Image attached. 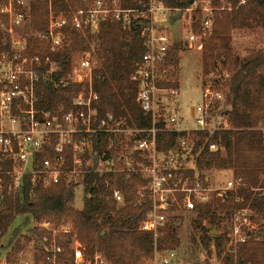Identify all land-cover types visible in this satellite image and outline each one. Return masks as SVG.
<instances>
[{
    "label": "built area",
    "instance_id": "1",
    "mask_svg": "<svg viewBox=\"0 0 264 264\" xmlns=\"http://www.w3.org/2000/svg\"><path fill=\"white\" fill-rule=\"evenodd\" d=\"M35 1L48 2L49 24L45 31L29 33L25 27L31 22L32 0H0V25L6 35L5 48L0 50V211L7 207V196L27 188L30 197L35 198L39 189L60 183L76 192L81 190L84 199L86 179L92 175L104 179L101 184L92 183L88 196L98 193L123 206L124 194L116 179L122 176L130 180L137 175L145 181L138 191L140 200L147 197L151 204L139 229L153 234L155 239L154 254L146 263L172 264L176 251L157 249V239L169 222V214L175 209L195 211L198 205L210 204L214 199L227 203L231 192L242 185L233 176L220 187H212L206 178L202 180L199 176L192 180L182 171L193 168L181 166L173 149L159 148L161 136L173 133L178 148L192 152L197 133H213L222 127L214 125L213 113L216 102L223 107L224 95L208 89L203 102L192 108L195 127L183 128L179 114L172 107L179 88L166 86L176 82L174 66L168 63L174 41L160 28L172 11L191 14L198 10L202 16V33L198 35L192 30L185 46L201 50L203 37L210 33L213 24L212 0H192V6L184 10L167 6L165 0H131L129 7H124V0H82L83 8L69 6L65 11L52 9V0ZM111 22H121L124 30H130L133 25L142 27L145 53L131 80L137 84V104L151 118L149 127L132 124L130 117L98 114L99 94L94 89V76L100 59L96 38L102 25ZM68 27L92 40L91 47L81 52L70 71L53 57L67 48L65 29ZM30 39L43 44V54H28ZM47 82L54 89L66 88L73 82L81 85L70 109L40 107ZM224 121L226 128L228 124ZM209 149L216 151L218 145L212 143ZM241 200L238 196L234 199ZM261 222L250 208L231 210V226L223 236L227 251L235 253L239 244L258 240ZM34 226L49 235L39 244L45 252L39 264H111L102 253H88L72 235L71 225L45 221ZM62 236H69V262L61 260L64 247L58 241ZM35 252L34 246L31 264H36Z\"/></svg>",
    "mask_w": 264,
    "mask_h": 264
},
{
    "label": "trees",
    "instance_id": "2",
    "mask_svg": "<svg viewBox=\"0 0 264 264\" xmlns=\"http://www.w3.org/2000/svg\"><path fill=\"white\" fill-rule=\"evenodd\" d=\"M241 1L212 0L213 24L210 33L202 40V74L205 77L218 74L222 79L219 82L222 89L219 91L224 95V110L219 114L223 115L228 126L213 133H197L192 149L196 157L195 167L182 173L192 180L195 176L203 180L205 172L223 170L230 171L235 179L241 180L242 185L236 192H231L227 203L214 199L210 204L198 205L197 209L209 212L250 208L263 222L260 238L239 244L235 253L226 251L225 239L220 236H205L202 245L208 249V254H211L209 249L212 245L219 256L225 253L223 264H264V49L253 48L241 56L232 46L234 31L254 32L257 28L264 29V0ZM164 3L181 10L192 6V0H165ZM123 5L129 7L132 2L124 0ZM51 6L56 11H65L69 6L79 9L85 4L82 0H52ZM49 10L47 1L32 0L31 22L25 31H45L49 24ZM193 20L194 32L202 33V16L198 10ZM141 29L140 25H133L130 30H124L121 22L102 25L96 38L100 63L95 70L94 89L99 94V115L114 113L130 117V122L136 126L149 127L151 118L145 116L137 104V84L131 80L137 63L145 53ZM65 32L68 46L53 57L60 61L66 71H70L81 52L91 47L92 40L91 37L85 39L69 27ZM5 38L0 25V50L5 48ZM28 43V54L44 53V46L38 40L30 39ZM180 51L175 45L168 52V63L175 69L173 75H176L180 65ZM44 86L46 95L40 107L51 110L61 106L65 110L70 109L81 89V85L76 82L63 89H54L50 82ZM166 86L179 88V83L176 81ZM220 106L219 102L214 104V113ZM212 143L218 145L216 151L209 149ZM159 148L164 151L178 148L176 135L163 134ZM103 179L99 175L87 177L81 210L74 207L75 189L63 183L39 189L35 198L30 197L27 188L7 196V207L0 211V258L3 250H6V261L17 264L20 261L19 254L33 243L35 262L39 264L45 257L39 244L43 237L49 238V235L34 224L51 221L57 225H71L72 235L76 236L88 253H102L111 264H147L155 251V239L153 234L139 229L151 209L147 197L140 200L138 194L145 181L137 175H133L130 180L117 177L116 183L125 198V204L117 206L112 199L101 194L88 196L92 183L101 184ZM236 196L242 200L234 201ZM175 221H182V218L169 219L157 239L158 251H176L181 247V239L173 224ZM58 243L64 247L61 260L71 261L69 236H62Z\"/></svg>",
    "mask_w": 264,
    "mask_h": 264
},
{
    "label": "rangeland",
    "instance_id": "3",
    "mask_svg": "<svg viewBox=\"0 0 264 264\" xmlns=\"http://www.w3.org/2000/svg\"><path fill=\"white\" fill-rule=\"evenodd\" d=\"M187 11H172L162 21L160 28L166 30L174 41V46H178L180 51V65L176 75L173 78L179 83V95L172 100V107L179 114L183 128L192 129L195 127L192 117V108L201 104L204 100V92L208 89L211 91H219L222 86L219 85L220 76L211 74L207 77L203 76L201 69V53L202 49H189L185 46V40L193 29V15ZM190 16L192 18H190ZM192 27V28H191ZM196 33V32H195ZM197 34V33H196ZM198 35H200L198 33ZM200 40V39H199ZM232 46L234 51L244 56L253 48L264 49V29L257 28L251 31H234L232 33ZM215 86L218 89L212 88ZM179 103L178 107L175 103ZM224 107H217L214 115L215 126H225L223 115L219 113ZM174 153L179 155L181 166L184 168H194L196 157L190 150H181L175 148ZM208 184L212 187H220L226 185L227 181L233 179L230 171L210 170L204 173ZM84 205L83 193L81 190L76 192V200L74 207L81 210ZM171 217H181L182 221H175L176 234L181 239L182 245L176 250V257L172 264H223L225 253L219 256L214 245L210 247L211 254L208 249L202 245V239L205 236L223 237L229 232L231 226V211L212 210V211H187L184 209H175L169 214ZM263 224V222H261ZM23 241V239H21ZM227 251V249H226ZM225 251V252H226ZM6 250H3L0 264H9L5 259ZM34 244H28L26 248L19 254V263L22 261H33Z\"/></svg>",
    "mask_w": 264,
    "mask_h": 264
},
{
    "label": "crops",
    "instance_id": "4",
    "mask_svg": "<svg viewBox=\"0 0 264 264\" xmlns=\"http://www.w3.org/2000/svg\"><path fill=\"white\" fill-rule=\"evenodd\" d=\"M227 172V171H226ZM231 176H232V173H231Z\"/></svg>",
    "mask_w": 264,
    "mask_h": 264
}]
</instances>
